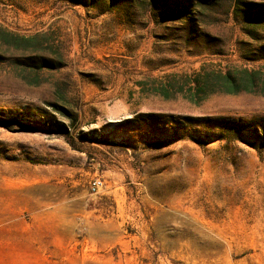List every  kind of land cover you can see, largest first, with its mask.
<instances>
[{"label":"rangeland","instance_id":"rangeland-1","mask_svg":"<svg viewBox=\"0 0 264 264\" xmlns=\"http://www.w3.org/2000/svg\"><path fill=\"white\" fill-rule=\"evenodd\" d=\"M0 264H264V0H0Z\"/></svg>","mask_w":264,"mask_h":264},{"label":"trees","instance_id":"trees-1","mask_svg":"<svg viewBox=\"0 0 264 264\" xmlns=\"http://www.w3.org/2000/svg\"><path fill=\"white\" fill-rule=\"evenodd\" d=\"M245 75L246 77L240 83H238L231 75H224L222 79L225 80L228 88L225 92L228 94H238L240 91L251 92V88L254 86V82L256 80V73L245 71ZM205 86L207 85H204L202 88L198 89V91L200 93L204 92L206 88ZM214 92L215 91L211 92V94H214Z\"/></svg>","mask_w":264,"mask_h":264},{"label":"built area","instance_id":"built-area-1","mask_svg":"<svg viewBox=\"0 0 264 264\" xmlns=\"http://www.w3.org/2000/svg\"><path fill=\"white\" fill-rule=\"evenodd\" d=\"M105 186V182L102 178H94L91 182H90V190L92 192V194H97L99 193Z\"/></svg>","mask_w":264,"mask_h":264}]
</instances>
